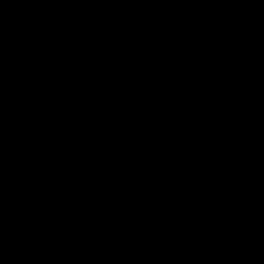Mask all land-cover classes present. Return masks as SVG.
Returning a JSON list of instances; mask_svg holds the SVG:
<instances>
[{"label":"water","instance_id":"water-1","mask_svg":"<svg viewBox=\"0 0 264 264\" xmlns=\"http://www.w3.org/2000/svg\"><path fill=\"white\" fill-rule=\"evenodd\" d=\"M0 264H264V0H0Z\"/></svg>","mask_w":264,"mask_h":264}]
</instances>
